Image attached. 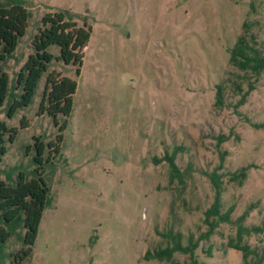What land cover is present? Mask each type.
Returning a JSON list of instances; mask_svg holds the SVG:
<instances>
[{"label": "rangeland", "instance_id": "1", "mask_svg": "<svg viewBox=\"0 0 264 264\" xmlns=\"http://www.w3.org/2000/svg\"><path fill=\"white\" fill-rule=\"evenodd\" d=\"M18 1L31 17L13 57L0 62L10 86L34 51L45 14L66 12L91 29L79 75L72 65H49L77 89L60 155L43 165L51 202L24 264H189L181 253L173 263L144 259L170 246L168 232L179 234L182 246L195 243L202 264H242L226 244L244 212L242 225L260 229L242 239L254 252L248 261L264 264V129L252 127L264 123V71L255 81L228 64L244 25L264 52V0ZM48 51L59 55L57 46ZM45 78L32 104L13 118L5 116L8 99L0 107L8 127L19 129L22 118L28 124L0 164V180L10 185L19 172L35 177L33 137L47 144L58 133L52 118L37 115ZM249 82L254 90L240 103ZM173 153L180 180L170 179L165 161L154 162ZM244 166L242 185L230 183L228 174ZM214 172L220 211L233 206L232 223L205 237ZM16 232L0 250V264H10L8 255L21 247L24 231Z\"/></svg>", "mask_w": 264, "mask_h": 264}, {"label": "trees", "instance_id": "2", "mask_svg": "<svg viewBox=\"0 0 264 264\" xmlns=\"http://www.w3.org/2000/svg\"><path fill=\"white\" fill-rule=\"evenodd\" d=\"M30 12L24 8L18 0H0V62L6 63L13 57L20 39L25 36ZM244 33L240 35L232 48L228 49V64L239 72L250 74L255 81L264 71V52L258 48L254 37H247V27L243 26ZM91 29L78 27L66 12L45 14L41 18V27L32 40L33 53L30 54L16 74L13 85L10 86L8 74L0 67V107L8 99L9 103L5 110L8 119L30 106L33 102L40 79L46 74L44 89L39 103L37 115H47L52 118L53 126L57 128L54 142L47 144L40 137H33V150L35 155L33 163L36 165L32 171L35 177H28L19 172L15 183L10 185L0 180V250L3 246L22 229L21 247L8 255L10 264H24L33 252V246L38 236L43 213L49 207L50 187L43 179V165L55 160L61 152L64 140V131L69 125V118L73 111V96L76 93L77 84L74 80L62 75L57 71H48L53 60L61 62L64 66L76 67L79 75V67L82 63L83 50L89 41ZM51 46L59 48V55L54 56L48 50ZM245 77V76H244ZM236 90L241 88L235 85ZM254 90V83L249 82L247 90L243 93L242 103L249 92ZM19 91V94L16 92ZM223 99V90L218 87L215 95V103L220 105ZM61 117V122L58 120ZM28 127L22 118L19 129ZM255 129H264V123L253 124ZM16 127H8L0 120V164L8 152V144L14 143L19 133ZM223 137L218 138L222 143ZM175 153L165 154L162 158H154V162L165 161L169 166L170 179H179L181 174L174 163ZM223 160V156L220 157ZM249 166H244L233 173L228 174V181L242 185L246 179ZM214 187L215 195L211 206L204 212V223L208 230L204 234L208 237L220 223L231 224L233 206L221 213L220 200V176L214 172L209 176ZM247 212H244L236 220V232L234 238H230L226 244L227 248L241 254L242 264L249 263L248 258L254 254L250 247L242 243L245 235L250 231H260L259 228H247L242 225ZM171 244L159 248L154 252L147 251L144 259L154 258L160 261L173 263L174 253L188 255L189 264H202L195 257V243L182 246L180 235L168 232Z\"/></svg>", "mask_w": 264, "mask_h": 264}]
</instances>
